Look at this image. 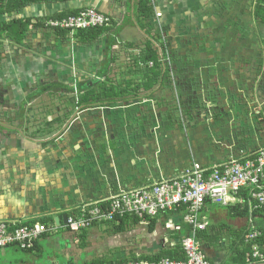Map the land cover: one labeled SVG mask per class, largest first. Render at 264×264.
I'll list each match as a JSON object with an SVG mask.
<instances>
[{
    "label": "crops",
    "instance_id": "0c3cea01",
    "mask_svg": "<svg viewBox=\"0 0 264 264\" xmlns=\"http://www.w3.org/2000/svg\"><path fill=\"white\" fill-rule=\"evenodd\" d=\"M150 1L154 16L148 21L138 18L137 0L38 4L16 16L35 22L91 7L109 16L111 27L91 42H83L75 34L76 44L67 36L60 38L56 31L31 28L21 46L12 44L14 59L24 62L26 58H34L36 62L24 67L12 65L13 83L18 86L25 84L20 80L23 68L37 79L43 77V72L64 75L63 68L39 61L33 55L64 58L66 51H62L61 43L74 44V62L81 71L76 74L78 89L83 92L78 101L81 107L72 117L64 107L62 117L44 123L47 128L55 124L62 125V130L66 128L59 138L58 143H62L59 149L54 150L46 139L42 142L23 137L17 130L11 136H0V222H39L51 218L48 224L58 228L56 233L38 241V249L31 252L12 249L4 256L36 253L40 257L47 250L50 256L43 264H85L78 259L73 261L66 252L73 249L70 241L76 235L92 242L90 245L104 247L98 254L109 256L102 257L103 260L119 261L173 250L187 228L179 221L181 215L175 213L150 219L154 220L152 230L151 221H143L117 234L106 225L72 233L62 223L56 225L54 219L73 215L83 205L121 191L172 178L192 165L211 169L230 158L248 155L264 144V84L257 70V58H261L257 54L264 58L259 44H264V23L254 16L256 1ZM119 36L125 38L122 41L127 48L122 53L121 80L114 85L110 47L114 37L122 39ZM147 43L154 47L158 57L169 58L168 66L161 63L162 72L156 79L154 62L149 61L153 66L142 62ZM51 44L55 51L50 49ZM261 70L264 72L263 67ZM175 76L178 83L185 81V86H173ZM104 82L112 85L103 90L116 88L124 94L108 102H103L104 98L91 100L88 94H97V86H104ZM179 92L198 98L206 113L194 108L193 111L192 103L181 108V104L171 103L176 107L170 108L167 101H174L175 96L177 99ZM70 101L74 103L73 98ZM155 107L157 115L153 112ZM202 216L207 229L199 241L208 262L241 264L235 251L243 249L239 242L246 230V217L209 203ZM256 225L264 230L263 221ZM121 236L134 239L135 255L127 257L121 247ZM103 237L107 238L101 240ZM141 237L143 240H138Z\"/></svg>",
    "mask_w": 264,
    "mask_h": 264
},
{
    "label": "built area",
    "instance_id": "2783aa9c",
    "mask_svg": "<svg viewBox=\"0 0 264 264\" xmlns=\"http://www.w3.org/2000/svg\"><path fill=\"white\" fill-rule=\"evenodd\" d=\"M43 24V29L77 33L79 30L109 28L111 19L94 8L85 7L73 16L49 18ZM160 59L162 64L169 65L168 57ZM147 64L151 66L152 62ZM208 203L219 207L245 206L248 214L243 244L248 245L261 236L253 214L264 209V144L248 155L230 158L211 169L192 165L172 178L121 191L97 203L85 204L77 216L67 217L65 228L80 232L94 222L97 225L111 222L115 216L128 214L148 220L164 213L178 214L181 209L182 222L189 227L180 240L183 260L162 258L101 264H210L198 238V233L207 229L202 210ZM101 205H105L104 211L99 207ZM57 229L53 224L41 222L28 225L0 222V249L28 251L43 235L56 233ZM245 263L264 264V250L260 251L259 246L254 245L246 255Z\"/></svg>",
    "mask_w": 264,
    "mask_h": 264
},
{
    "label": "rangeland",
    "instance_id": "374dc122",
    "mask_svg": "<svg viewBox=\"0 0 264 264\" xmlns=\"http://www.w3.org/2000/svg\"><path fill=\"white\" fill-rule=\"evenodd\" d=\"M31 30L33 29H29V31ZM114 32L115 30L113 28L111 34ZM75 34L76 33H68L67 38L71 40L70 42L76 44ZM113 35L114 34H112V36ZM119 37L122 38V36H119ZM117 38L118 37H114V39L112 40L113 41L112 46L110 47V53L112 55V63L110 66L112 67L111 79H115L114 85H116L115 83L117 81L121 80V73L123 71L122 68H123V63H124L122 59V53L127 48L125 43H123V41H126L125 38H122L121 40ZM259 44L260 46H262L260 47V51L263 52L264 44L260 42ZM61 45H62V51H66L65 52L66 54H64L65 55L64 58L60 57L59 55L55 56V58H46L42 56L40 53H34L33 56L39 61L43 60L47 63H52L60 68H63L62 70L65 73L64 75H60L57 72H53V71L49 72L48 74L47 72H43L42 73L43 77L40 76L37 79V77L33 76L32 72H27L26 70H24L25 68H23L22 69L23 74L20 75V80L24 81L25 84H23L22 86H18L13 83L14 80L12 78V65L17 64L19 66L21 65L22 67H24V66H27L28 64L30 66L35 65L36 62L34 58L32 59L26 58L24 62L23 61L19 62L18 60L13 58L12 44L9 43L8 40H4L2 43H0V98L2 97L1 95L3 93H6L8 103L6 104L5 108L12 109V110L5 111V113H7L9 116L6 118H3L4 123L6 122L11 123L12 131L17 130V132H19V134H21V136L23 137L30 138V139L35 138L36 140H42V142L43 140L46 139V142L52 145L54 150L57 148L59 149L60 146L62 145V143L59 142L60 143L59 144L58 141H59V138H61L62 133L65 131L66 128L62 130V125H57V124H55V126L53 127L47 128L44 125V123L45 121H47V119H52V118H55L56 116L62 117V109L64 107L70 111V114H71L70 117H72V115L78 112V109H80L81 107L78 105V101L80 98V94L83 92L80 89V87L78 89L79 81H77V77H78L77 75H80L81 71L78 69V65L75 64L74 62L75 61V55L73 54L74 48H75L73 46L74 44L70 43V45H68V43L66 44L63 42L61 43ZM16 46H19V45H16ZM38 47H40V45L37 46V48ZM49 47L51 50L55 51V47L53 44L49 45ZM257 55L258 57L259 55L261 56L260 67L264 68V64H263L264 58L262 57V54L258 53ZM258 59H260V57L257 58V60ZM171 64L173 65V63ZM166 66L168 65L166 64ZM262 71L263 70L260 71L259 69L258 76L260 77L264 76V72ZM176 78L177 77L175 76L173 86L176 87V84L177 86H182V87L185 86L186 84L185 81H183V83L182 81L177 83ZM27 79H29V81H32V82H28ZM61 82H63V84L66 83V85H62ZM10 84H12V91H9V89H7V87H9ZM109 85H112V84H109ZM109 85L108 83H105L104 86H100V85L97 86L98 88L97 92L101 93L103 91V87L109 86ZM116 90H117L116 88H113V89L111 88L110 91H112L113 93L109 92V94H107L102 101L108 102L112 100V98L113 99L118 98V96H116V94H118V91ZM165 93H166V98H169L168 96L170 94L168 90L165 91ZM10 97H11L12 103H9ZM72 98L74 99V103L70 101V99ZM175 99H176V96L174 97V101L172 102L167 101V103L169 102L170 105L171 103H174V105L175 103H179L181 104L180 108L181 106L185 107L184 104L192 103L193 104V106H191L192 109L194 108L196 111H199V112L203 110V107L199 104V99L194 96L193 97L188 96V95L186 96L184 95L183 92L182 93L179 92L177 94L176 102H175ZM174 105L172 104L170 108H172V106L173 108L176 107ZM2 106H5V105H2ZM153 110H154L153 112H155V115H157L158 109H156L155 107ZM203 112L206 113L204 110ZM33 117H36V118L33 120ZM67 124L70 125L71 123L69 122ZM19 134H17L16 137L18 138V141L21 142L20 141L21 139L19 138L20 136H18ZM11 135L12 133L3 132L1 133L0 136L6 137V136H11ZM42 144H45V143H42ZM10 157L8 158L10 159ZM8 162L9 161L7 160L6 164H8ZM71 232L77 233L75 231H71ZM139 235L142 236V234H137V237ZM142 237L138 240H143L144 237L143 238ZM105 238L107 237H103L101 240H105ZM119 239L121 240L122 250L123 251L125 250L126 254H128L127 257H131L135 255L134 250L136 249V245H135L134 239H132V237H127L126 239L124 237L122 238V236ZM70 242L73 246V249L70 251H66V252L69 258H72L73 261L74 259H78V260L84 261L83 263H86V262H90L93 260H97V261L103 260L101 259L102 257L107 258L109 256V255L106 256L105 254L104 255L98 254L99 251H104V247H101L100 245L98 246L90 245L92 242L87 243L86 240L80 239L79 236L77 235ZM99 244H100V241H99ZM12 249H15V248H6V250L4 251L0 250V264H16L17 262H23V261L24 262L28 261L29 264H43L42 261L45 262L47 256H50L49 251L47 250H44V252L40 254L41 261H40V257L35 256L36 253L32 254V256L30 254L21 253L19 255L14 256L13 258L9 256H4V254H9L11 252L10 250ZM117 251H114V252L119 253Z\"/></svg>",
    "mask_w": 264,
    "mask_h": 264
},
{
    "label": "trees",
    "instance_id": "16d2710c",
    "mask_svg": "<svg viewBox=\"0 0 264 264\" xmlns=\"http://www.w3.org/2000/svg\"><path fill=\"white\" fill-rule=\"evenodd\" d=\"M68 1H72V0H0V41L8 40L12 44L21 45L23 43V40L26 38L27 33L29 32V29L31 28L40 29L44 27L43 23L45 19H36L35 22H32L31 19L17 18L16 16L18 15V13L23 11L25 8L30 7L32 5H38V4L63 3V2H68ZM255 1L256 3L254 7V16L256 19H258V21L264 23V0H255ZM78 11L79 10H71V11L63 12L51 18L56 19V18H64L68 16H73L77 14ZM136 13L138 15V18L141 21L150 20L154 16V8H153L151 1L150 0H137ZM103 30H109V29L108 28H98V29L79 30L76 33V37H78L83 42H91L95 40ZM56 33L58 34L60 38H65L68 35V32L66 31H56ZM149 61L154 62L153 75L156 79L160 76L161 74L160 71L162 72V68H161L162 62H160V57H158L157 52L154 49V47L150 43H147L143 50L142 62L148 63ZM176 82L178 83L177 80ZM109 92L113 93L112 91H110L109 88L108 89L105 88L101 93L96 94L95 92H91L90 94H88V96L89 98H91V100H100V99L105 98V96L109 94ZM123 94L124 92L119 90L116 96L120 97ZM99 207H101L103 211L105 210V205H101ZM227 208H228V211L235 212L236 215L238 216L247 217L248 213H247V208L245 206L241 207L239 205H236V206H231ZM181 212H183V210L179 209L178 217H180ZM78 214H79V211H77L76 213H73V216H77ZM167 214H170V213H167ZM253 216L256 219V222L258 223H262V221L264 222V209L255 211ZM50 221H51V218L39 220V222L44 223V224H48ZM143 221H151L149 225H150V229L151 230L153 229L152 226L154 225V220L153 221L150 219L141 220L134 216H129L128 214H125L122 217L115 216L113 221L100 224V225H106L108 228L111 229L113 234H117V233L129 231L131 228L135 227L136 225L140 224ZM179 221L182 222V214H181ZM33 223L35 222L34 221L26 222V223L20 222V225H25V224L28 225V224H33ZM94 225H97V223L96 222L92 223L91 226L81 230L80 233H84L87 229L91 228ZM186 227L187 228H186L185 233L189 231V227L187 225ZM66 229L70 231L69 228H66ZM258 229L261 231V236L257 238L255 241H253L252 243L248 245H244L243 239H242L243 237H242L241 241L239 242V244L243 246V249H240V250L236 249L235 254H236V258L241 260V264H245L244 262L246 258L245 255L250 253L251 248L254 245H258L260 251L264 250V230L261 227V225L258 226ZM204 234H205V231L198 233V238H201V236H203ZM45 236H47V234L43 235L42 238H45ZM39 245L40 244L37 241L33 249H30L24 252H31L33 250H36L39 248ZM162 258H170L173 260H183L184 257L181 252L180 242L176 244L173 250H168V251L160 250L159 253H156L153 256L132 257L130 259L120 258L119 262H125V261H131V260L133 261H139V260L156 261ZM104 262L110 263L111 260H99V261L93 260L85 264H101Z\"/></svg>",
    "mask_w": 264,
    "mask_h": 264
},
{
    "label": "flooded vegetation",
    "instance_id": "af4514ba",
    "mask_svg": "<svg viewBox=\"0 0 264 264\" xmlns=\"http://www.w3.org/2000/svg\"><path fill=\"white\" fill-rule=\"evenodd\" d=\"M3 41H0V43H2ZM9 43H11V42H9ZM260 62H261V58L259 59V62H257V64H258L257 65V70L258 71H259V69H261V67H260L261 63ZM262 77H263L262 84H264V76H262ZM7 89H9V91H12V84H10V86L7 87ZM11 94H12V92H11ZM1 96L2 97L0 98V135L3 132H5V133L6 132L7 133H12V124L11 123H7V122L4 123V119H3V118H6V117L9 116L7 113H5V111L12 110V109L5 108L6 107V104L8 103L7 94L6 93H3ZM9 103H12L11 97H10V102ZM2 105H5V106H2ZM2 119H3V121H2Z\"/></svg>",
    "mask_w": 264,
    "mask_h": 264
},
{
    "label": "water",
    "instance_id": "95a60500",
    "mask_svg": "<svg viewBox=\"0 0 264 264\" xmlns=\"http://www.w3.org/2000/svg\"><path fill=\"white\" fill-rule=\"evenodd\" d=\"M66 220H67L66 216H62L61 219L60 218L54 219L56 225H59L60 223H62L63 225H66Z\"/></svg>",
    "mask_w": 264,
    "mask_h": 264
}]
</instances>
